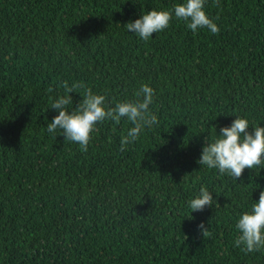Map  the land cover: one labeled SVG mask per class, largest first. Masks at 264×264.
Returning <instances> with one entry per match:
<instances>
[{
	"label": "trees",
	"instance_id": "obj_1",
	"mask_svg": "<svg viewBox=\"0 0 264 264\" xmlns=\"http://www.w3.org/2000/svg\"><path fill=\"white\" fill-rule=\"evenodd\" d=\"M183 2L0 0V264H264V248L234 246L264 168L234 179L197 163L236 116L264 127V0H205L215 35L174 16L147 41L124 26ZM60 81L107 107L147 83L158 123L121 151L133 125L104 121L81 152L46 130ZM201 186L214 206L190 214Z\"/></svg>",
	"mask_w": 264,
	"mask_h": 264
},
{
	"label": "clouds",
	"instance_id": "obj_2",
	"mask_svg": "<svg viewBox=\"0 0 264 264\" xmlns=\"http://www.w3.org/2000/svg\"><path fill=\"white\" fill-rule=\"evenodd\" d=\"M204 3L205 0H184L183 3L175 4L171 11L150 10L124 26L142 41H147L153 33L168 28L174 16L185 21L187 28L193 33L199 29H207L213 35L218 34L219 28L207 16ZM57 87L63 89V94L53 100L50 108L56 110L58 115L47 124L46 130L49 134L60 130L64 140L77 143L81 152H87L91 134L96 130V125L104 121L110 120L119 124L121 119L125 118L133 125L127 134L121 137V151L136 141L145 128H152L158 123L157 115L150 109L154 102L155 90L147 83H142L134 92V100L118 101L114 107H107L105 95L94 93L83 82L75 81L69 85L68 81H60ZM48 91L52 92L53 89L49 87ZM69 93H79L82 97L75 107ZM249 127L247 119L236 116L230 126L220 128L219 135L216 134L210 140L206 137L197 163L234 179L241 177L246 168H264V127H251L252 132H248ZM214 201L211 192L201 186L198 194L188 201L190 214L214 206ZM235 227L239 233L234 241L235 247L245 253L264 248V190L260 191L258 201L252 203L250 210L239 216ZM198 228L203 237L211 235L203 222Z\"/></svg>",
	"mask_w": 264,
	"mask_h": 264
}]
</instances>
